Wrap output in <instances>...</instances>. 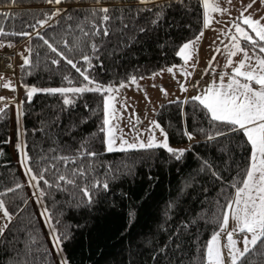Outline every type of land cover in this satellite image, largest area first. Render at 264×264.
I'll return each instance as SVG.
<instances>
[{
	"label": "trees",
	"instance_id": "1",
	"mask_svg": "<svg viewBox=\"0 0 264 264\" xmlns=\"http://www.w3.org/2000/svg\"><path fill=\"white\" fill-rule=\"evenodd\" d=\"M159 3L165 5L166 0H159ZM167 3L171 7H165L164 18L157 25L148 23L152 13L144 12L138 17L136 26H144L147 29L144 33L131 25L121 33L116 30L120 27L116 21L112 35L96 38L100 45L99 60H93L96 66L90 70V75L101 84L118 85L133 75L146 78L182 64V59L176 55L179 47L204 30L202 3L185 0L187 7L178 0H167ZM103 5L124 8L126 13L128 8L138 6L137 0H103ZM94 6L95 0H65L55 7L67 12L56 17L53 27L41 31L59 39L66 25L72 24L75 28V23ZM148 7H152L153 12L157 10L154 5ZM52 10L53 6L46 0H17L14 6L9 0H0V11L13 15V18H0V25L9 32L31 31L24 28L25 23L41 19L43 13ZM67 14L73 16L72 21L66 19ZM76 35H80L78 30L67 37L69 43ZM0 41L18 46L29 40L8 35L0 37ZM29 42L34 49L33 61L40 63L31 75H26L21 71V61L17 70L21 86H67L65 75L80 86L82 78L74 69L63 61L59 67L51 65L45 57L53 54L39 46L42 42L34 36ZM82 47L84 52L91 54L87 41ZM9 48L5 46L0 50ZM69 55L79 59L81 53ZM23 101V138L34 159L42 153L55 155L49 153L52 148L59 154H74L83 140L90 139L92 150L100 153L93 161V175L109 181L108 191L93 190L95 200L90 207L75 208L71 191L50 190L51 196L45 197V203L54 213H63L62 224L72 226L71 239L64 244V254L70 264H199L204 245L216 228L213 217L219 211L217 202L223 204L225 196L233 192L225 185L248 163L250 146L241 133H230L209 142L199 131L210 128L203 109L193 103H167L161 106L156 119L168 131L171 146L191 148L182 160H175L161 149L108 153L102 144L103 134L98 131L103 116L99 94L84 93L73 106L63 105L59 94L40 93L31 103L26 101L25 94ZM11 118L9 107L7 116L0 120V192L16 183L24 184L22 189L5 197L10 201V211H15L17 206L24 211L13 220L5 237L0 238V264H17V261L41 264L45 258L42 251L28 254L25 249L28 233L39 234V243L33 245V249L41 245L51 249V246L11 150L10 142L17 140L18 130L17 126L14 138L11 137ZM185 130L194 133L195 140L189 142L183 135ZM15 155L19 160L17 149ZM202 160L212 163L223 180H216L207 170L201 171ZM83 163L87 165V159ZM24 200H27L26 206ZM161 248L165 251L161 252ZM47 260L48 264H58L53 251Z\"/></svg>",
	"mask_w": 264,
	"mask_h": 264
},
{
	"label": "snow or ice",
	"instance_id": "2",
	"mask_svg": "<svg viewBox=\"0 0 264 264\" xmlns=\"http://www.w3.org/2000/svg\"><path fill=\"white\" fill-rule=\"evenodd\" d=\"M17 0H9L10 5H15ZM65 0H46V3L53 6L51 12L43 13V18L35 19L34 22H26L25 29L19 32L6 31L4 25H0V37L14 35L26 37L29 41L33 36L42 42L39 46L48 49L51 56H46L45 60L51 65L59 67L61 61L65 62L82 78L80 86H76L72 78L65 75L63 79L67 86L39 88L23 84L26 101L31 103L37 94H59L63 98V105L73 106L75 100L82 97L84 93H97L102 97L101 111L102 120L99 126V133L103 134L102 144L104 150L112 152H128L133 150L150 151L165 150L177 161L182 160L191 148H175L169 143V133L156 120L149 121L145 129L138 125L141 123L139 116L133 114L128 118L129 132L125 133L120 126L124 112L129 104L127 97H120L121 89L136 85L140 88L136 76L129 77L128 81H120L119 84L110 83L104 85L99 83L95 77L90 75V70L96 65L93 60H99L100 45L96 38H106L113 34L112 27L119 21L120 27L117 31L124 33L130 27L136 28L140 33L147 29L144 26H136L138 17L144 13H152V18L148 21L150 25L159 24L164 18L165 7H171L170 3L161 5L159 0H137V7L128 8L127 13L124 8H110L103 5V0H95L96 6L91 7L88 13L75 23L65 27L60 38L48 36L41 30L53 27L56 17L66 13L67 10L55 7L61 5ZM185 5V0H178ZM202 3V29H208L213 23V13L221 15L229 13V8L222 7L220 0H198ZM231 5L232 0H226ZM264 4V0H260ZM256 3H251L241 7L239 16L231 18L226 26L219 30V44L214 48V55L208 62V68L204 74H211L212 79L201 92L190 98L180 100L177 98L170 103L181 105L193 103L203 109L207 114L210 128L208 130L200 128L199 131L205 135L207 141L211 142L220 137H225L230 133L238 132L246 138L250 146V155L247 166L238 169L236 178L226 184L233 192L225 196V202L219 204V211L213 217L216 228L213 230L210 239L205 243L202 258L199 264H262L264 262V16L253 18L250 9ZM154 5L157 10L153 12ZM113 13H119L114 15ZM247 13V14H246ZM13 18L11 13L0 11V18ZM68 21L73 20L71 14L66 15ZM219 23V21H216ZM78 30L80 35L73 37L69 43L68 36ZM204 36L201 30L193 39L184 42L176 52V55L183 60V65L179 66V71L184 77L185 83H180V90L187 92V80L191 77L190 67L195 69L198 61L194 60L198 52V44ZM221 37L223 39H221ZM225 40L228 43H225ZM87 41L90 53L84 52L82 45ZM216 44V41L213 42ZM223 48H221V46ZM14 47L12 43L5 44L0 41V48ZM24 52L18 53L22 57L23 63L20 65L21 71L26 75L39 66L40 61H33V47L29 43ZM80 52L79 59L69 55ZM225 56V63L221 71L216 72L213 62L217 55ZM38 55V53H37ZM240 56L239 60L235 58ZM82 66L78 67L77 65ZM12 68V65H8ZM219 67V65H217ZM176 65L168 67L166 70L173 73ZM231 69L229 72L228 70ZM210 70V71H209ZM163 71V70H161ZM161 73H153L152 78ZM156 85H153L155 87ZM0 87L16 92V86L11 79L5 81L3 74H0ZM196 87V85H193ZM161 91L167 97V91L161 86ZM119 97V98H118ZM25 101L16 103L15 97L6 98L0 96V120L7 116L10 106H15L17 117V148L19 163L22 166L24 175L27 177V186L33 189L32 196L34 202L40 206V217L42 218L49 232V240L52 249L41 245L40 248L33 249V245L39 243L38 233H28V240L25 249L28 254L33 251L43 252L44 260L41 264H48L47 257L55 251L60 257L59 264H70L67 256L64 255V244L71 239V225L62 224V212L54 213L45 203V197L51 196L53 191H71L75 200L74 207H90L95 200L94 189L109 190L107 178L101 179L93 175L94 159L100 153L92 150L91 140L85 139L75 150L74 154H59L55 148L49 149V153L55 155L40 154L35 159L29 154V149L24 137V129L21 123L24 112ZM117 104L120 107H117ZM87 121H85L86 123ZM41 131L43 129H40ZM159 132V137L157 136ZM183 135L189 142L195 140L194 133L185 130ZM95 134H93V137ZM10 142V141H4ZM2 155V153H0ZM87 159L85 165L83 161ZM201 171L207 170L216 180H223V177L215 170L212 163L202 160ZM71 165V167H70ZM89 177L91 179L89 180ZM83 181V183H81ZM43 185V186H42ZM24 184L16 183L14 187H9L0 192V238L5 237V232L10 230V225L24 208L17 206L15 211H10L9 203L5 197L9 193H16L22 189ZM78 193V195H76ZM16 198H19L18 196ZM24 206L27 200L23 201ZM53 204L55 200L53 199ZM133 215L130 213V216ZM187 227V225H185ZM179 248V244L176 245ZM161 252L165 248H161ZM17 264H30V262L17 261Z\"/></svg>",
	"mask_w": 264,
	"mask_h": 264
},
{
	"label": "rangeland",
	"instance_id": "3",
	"mask_svg": "<svg viewBox=\"0 0 264 264\" xmlns=\"http://www.w3.org/2000/svg\"><path fill=\"white\" fill-rule=\"evenodd\" d=\"M251 2L252 0H232L231 5H229L227 4L226 0H220L222 7L229 8V13H225L223 15H221L220 13H213L212 14L213 23L211 27L203 30L204 36L200 40L197 46L198 52L194 57V60L198 61V63H196L195 69H192L190 67L192 61H190L189 66H187L188 70L192 72L191 77L186 82V86L188 87L187 92H182L180 90V83H185L184 77L179 71V66L183 65V60H182V64L176 65L177 68L174 69L175 76L173 75V73H169L165 69L161 72H158L161 74L155 76V78H152L153 75H151L142 80H139L138 81L140 85L139 89H137L136 85H130L129 87L121 89L120 97H127L129 104L127 111L124 112L123 114V119L120 121V126L124 129L125 133L129 132L130 126L128 124V118L133 114L139 116L140 118L141 123L138 125V127L141 129H145L148 127L149 121L151 120L157 121L156 116L162 105L170 103V101H175L177 98H179L180 100H184L185 98H190L194 95H197L201 92V90L204 87L208 85V83L212 79V76L211 74L205 75L204 72L208 68V62L212 59L213 55L215 54L214 48L219 44V40H218L219 30L226 26V24L230 20V17L235 18L239 16V12L242 6L247 5ZM249 11L253 15V18L258 19L261 16H264V4H262L260 0H256V3ZM216 21H219V23H217ZM221 39L223 38L221 37ZM214 41H216V44L213 43ZM29 43H30L29 41H25L22 44L11 48L15 49L17 51V54L24 52L25 55H27L25 49L29 45ZM225 43H228V41L225 40ZM220 46L221 48H223L222 45ZM9 49H5V50H9ZM18 56L21 58L22 61V57L20 55ZM240 58H241L240 56H237L235 59L239 60ZM224 63H225V56L223 54L217 55L216 60L213 62V67H216L217 73L221 71V68ZM217 65H219V67H217ZM228 71L230 72L231 69H229ZM17 72L18 71H16V74L3 75L5 81H7L8 79H11L13 81V84L16 86V92L0 87V96L6 98L15 97L16 103H19L20 101H23V97L25 96V89L19 84L17 80ZM153 85L156 86L153 87ZM193 85H196V87H193ZM161 86L167 91L168 93L167 97H165L164 94L162 93ZM117 107L119 108L120 105L117 104ZM10 108L12 110L11 136H13V134L16 131V127L18 125H17V117H16V108L14 105L10 106ZM157 136L159 137V132H157ZM10 143H11V150L13 156L16 160L19 170L23 175L24 183L26 184L28 192L31 196V202L37 211L38 217L43 225L46 237L52 249V244L49 240V232L42 218L40 217V206L34 202V198L32 196L33 189L27 186V177L24 175L22 166L20 165L19 160L15 155V149H17L15 145L17 143V140L16 141L12 140ZM172 147L188 148L187 145L172 146ZM53 254L55 256L57 263L59 264L60 257L57 256L55 251H53Z\"/></svg>",
	"mask_w": 264,
	"mask_h": 264
},
{
	"label": "built area",
	"instance_id": "4",
	"mask_svg": "<svg viewBox=\"0 0 264 264\" xmlns=\"http://www.w3.org/2000/svg\"><path fill=\"white\" fill-rule=\"evenodd\" d=\"M20 63L21 58L18 56L15 49L11 48L9 50H0V74H16ZM9 64L12 65V68L8 67Z\"/></svg>",
	"mask_w": 264,
	"mask_h": 264
},
{
	"label": "crops",
	"instance_id": "5",
	"mask_svg": "<svg viewBox=\"0 0 264 264\" xmlns=\"http://www.w3.org/2000/svg\"><path fill=\"white\" fill-rule=\"evenodd\" d=\"M11 137H13V138H14V134H13V136H11Z\"/></svg>",
	"mask_w": 264,
	"mask_h": 264
}]
</instances>
